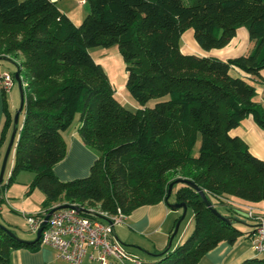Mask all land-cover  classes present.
<instances>
[{"label":"trees","instance_id":"1","mask_svg":"<svg viewBox=\"0 0 264 264\" xmlns=\"http://www.w3.org/2000/svg\"><path fill=\"white\" fill-rule=\"evenodd\" d=\"M83 1L86 15L74 25L49 0H0V59L15 66L22 89L7 184L18 172H31L28 192L42 193L41 212L75 205L82 216L101 221L85 207L126 216L163 201L174 180H186L219 216L194 189L174 184L170 196L190 210L192 231L141 264H197L217 244L241 235L227 202L264 206V161L229 134L248 116L264 130V106L254 101L247 81L264 69V58H257L264 44V0ZM239 27L252 43L242 56L223 61L180 52L187 28L207 50L224 46ZM112 44L125 62V87L139 106L134 111L114 99L87 52ZM230 69L241 76H231ZM150 99L161 100L146 107ZM2 114L0 148L12 124L4 98ZM76 114L77 137L96 158L86 177L62 182L52 167L65 156L62 134ZM5 229L0 227V264L8 263L11 250L38 245ZM241 264H264V257Z\"/></svg>","mask_w":264,"mask_h":264},{"label":"crops","instance_id":"2","mask_svg":"<svg viewBox=\"0 0 264 264\" xmlns=\"http://www.w3.org/2000/svg\"><path fill=\"white\" fill-rule=\"evenodd\" d=\"M52 2L61 13L69 18V20L74 25L80 23L83 17L86 15L87 8L83 0H52ZM236 32L237 31H235L234 36H236ZM184 54L194 53L186 52ZM5 61L9 62L8 60L0 59V73H8V70H5V66L3 65V62ZM263 70L264 69L259 71L257 77L252 76V80L247 81L252 86L253 83H257V85L259 86H264V79L260 78V76L262 77ZM12 88L13 85L7 93H2L0 90V128L3 121L2 102L4 96L9 95V102L7 100L6 102L9 103L10 106H12V101H14L15 99V92L10 96ZM254 89V101L259 104L264 103V97H257L256 87H254ZM240 123L245 126L246 130L241 131L237 126L235 127L236 129L234 128L235 131H233V133H230L231 130L229 131L230 135L237 136L245 143V145H249V140L252 138L255 141L256 145H258V143L259 145L264 144V133L257 128L256 124L253 122L250 116L241 120L239 124ZM65 135H62L66 147L65 156L62 160H60L52 167V173L59 181L62 182L86 177L88 175L90 166L96 158L93 152L79 141L76 134V128L68 133H65ZM5 144L6 143L1 145L0 152L1 149H4ZM1 155L2 152L0 153V158ZM27 192L28 186L25 194H27ZM7 194L8 190H6V188H2V191L0 192V213L2 211L1 206L3 204H6L8 206L10 205ZM10 194L13 195L12 190ZM24 203L25 200L23 199L21 206L25 211L24 214L31 213L29 215H32L37 213L35 212V209L25 207ZM168 203L171 204L174 202L168 201ZM257 209L264 210V206L263 208ZM180 212V210H171L170 208H168L164 201H161L154 205L135 208L125 216L124 220L121 223L113 225V235L121 245L123 250L129 255H131L141 263L151 262L155 259L154 257H152V255L162 252L167 247L169 237L171 235L175 222L179 218ZM188 219L189 223H191V215ZM248 227V230L241 231V235L233 243L230 244L227 242H221L210 249L199 258L197 264H239L240 262L242 263L243 261L252 259L254 257H264V255H255L251 251L250 235L252 233V228L250 226ZM179 228L180 227H178L176 235L171 239L169 247L176 245L180 240L184 238V234L182 233L183 229L179 230ZM91 254L92 252L87 249L79 264H94L93 261L89 259V256ZM7 264H66V262L57 257V254L54 250L45 246L37 245L31 247L30 249L20 248L11 250L9 252ZM107 264L116 263L109 260Z\"/></svg>","mask_w":264,"mask_h":264},{"label":"rangeland","instance_id":"3","mask_svg":"<svg viewBox=\"0 0 264 264\" xmlns=\"http://www.w3.org/2000/svg\"><path fill=\"white\" fill-rule=\"evenodd\" d=\"M236 31H237L236 36L232 37V39H230L224 46L220 48H211V49L205 50L203 48H200L196 44L192 36V30L190 28H187L183 31V33L181 34L179 38V42H178L179 49L181 52H184V53L192 52L201 57H214L217 59L220 58L222 60H227L228 58L242 56L250 50L252 43L248 39V34L245 28L239 27L237 28ZM87 52L89 56L91 57V59L96 64H98L101 70L103 71L109 86L113 90L114 99L122 107H124L125 109L129 111H134L137 108H139V106L130 97L125 87V81H126L125 62L123 61L122 56L119 53L116 44H112L107 47H100V46L90 47L87 49ZM215 56H218V57H215ZM257 58L258 59L264 58V44L258 50ZM3 65L5 66V70H8V74L12 76V74L15 72V66L12 63H9L6 61L3 62ZM229 74L231 76H236V75L241 76V74L238 73L234 69H230ZM260 78L264 79V70L262 71V77L260 76ZM19 79H21V75ZM12 85H13V88L11 89L10 96L13 95L14 92L16 93L15 99L14 101H12V106H10L9 103L6 102V100L9 102V95L4 96V100L6 102V105L8 106L9 112L13 116L14 111L17 109L18 104H19V91H18V87L15 81L12 82ZM253 86L256 87V96L264 97V86H259L257 85V83H253ZM160 100L161 99H150L147 101L145 106L152 107L155 102L160 101ZM261 105L264 106V103H261ZM21 120H22V116L19 115L18 125H20ZM77 120H78V114L74 116L71 125L69 126V128L67 129L65 133H68L74 130L75 128H77ZM257 128L264 133V130L260 129L258 126ZM235 129H232L230 133H233ZM238 129L241 131L246 130L245 126L242 123L238 125ZM65 133L63 132L62 135H65ZM198 142L199 140L197 138L196 143L194 145V149H193L194 154L197 151ZM5 146H4V149H1L2 155L0 158V163H1V159L3 156L4 150H5ZM247 150L251 152L254 156L264 161V144L259 145L258 143V145H256L255 141L252 138L249 140V145H247ZM12 153H13V147L11 148L8 154V157L6 158V162H5V166H4V170L2 174V181H1V187L6 188V190H8L7 197L9 198V201H10V205H9L10 207L6 204H3L1 206L2 211L0 213V225L3 227H7L9 230L14 232L17 239L23 242H32L35 238V233H31L27 230L25 220L21 216V213L25 212L21 206V203H22V200L24 199L25 207L35 209V212L39 213L42 211L41 202L43 200V195L40 191L36 189L30 192H27V194H25L27 190V186L33 177V174L31 172H26V171L18 172L15 175L12 182H10L7 185V178L10 173L11 162H12ZM11 190H12L13 195L10 194ZM209 200L213 202L211 198ZM168 201L172 202L173 196H170ZM232 203H236V202H232ZM214 207L219 212L223 211V209L218 205ZM252 207L257 209V207L255 206H252ZM85 208H87V210L91 212L98 213V210L96 209V207L86 206ZM190 213H191L190 210L186 211V215L184 219L181 221V224L179 225L180 227L179 230L183 229L182 233L184 234V238H186L192 231V222L189 223V219H188L191 215ZM232 217L235 221L233 223V227L235 228V230L239 231L240 233L243 230L244 231L248 230L249 228L248 226L255 225L253 220L246 219L242 217L241 215L233 213ZM239 264H241V262Z\"/></svg>","mask_w":264,"mask_h":264},{"label":"built area","instance_id":"4","mask_svg":"<svg viewBox=\"0 0 264 264\" xmlns=\"http://www.w3.org/2000/svg\"><path fill=\"white\" fill-rule=\"evenodd\" d=\"M52 2V0H49ZM13 78L8 73H0V90L7 93L11 88ZM230 203L235 214L253 220L255 225L250 235V249L255 255H264V216L262 210L250 205ZM65 209L53 211L46 219L37 239L39 246L54 250L57 257L66 264H79L86 250L92 254L89 259L94 264H107L112 261L116 264H141L140 261L123 250L113 235L112 227L121 223L125 215L118 209L113 215L98 212L104 219L93 220L82 216L79 206L70 205ZM83 210V209H82ZM88 213L91 212L87 210ZM45 213L27 215L21 213L27 230L35 233Z\"/></svg>","mask_w":264,"mask_h":264},{"label":"water","instance_id":"5","mask_svg":"<svg viewBox=\"0 0 264 264\" xmlns=\"http://www.w3.org/2000/svg\"><path fill=\"white\" fill-rule=\"evenodd\" d=\"M12 78H13V81L16 82L17 84V87H18V91H19V104H18V107L16 109V111L14 112L13 116H12V124H11V131H10V134H9V137H8V140H7V143H6V146H5V150H4V153H3V156H2V159H1V163H0V183H1V180H2V174H3V170H4V166H5V162H6V158L8 157V154L13 146V142H14V137L16 135V132H17V122H18V116H19V113L21 111V108H22V89H21V84H20V80H19V77H18V73L15 71L13 74H12ZM177 183H180V184H185L189 187H191L192 189L195 190V192L199 195L200 199L205 203L206 207H208L214 214L218 215L219 214L214 210V208H212L210 206V203L209 201L206 199V197L203 195V192L200 191L199 189H197L195 186H193L191 183H189L188 181L186 180H183V179H178V180H174L173 182L169 183L167 185V188H166V195H165V198H164V203L168 206V208H170L171 210H180V215H179V218L177 219V221L175 222L174 224V227H173V230L171 232V235L169 237V241H168V244H167V247L164 249H168L169 248V245H170V241L171 239L176 235L177 233V230H178V227L181 223V221L183 220L184 216H185V212H186V207L183 203H168V198L170 196V192H171V188L174 184H177ZM68 207H72L70 205H58L56 207H53L51 208L50 210H48L44 217L42 218V221L40 222L39 224V227L38 229L36 230L35 232V238L32 242H35L37 241L38 237H39V233L41 232L43 226H44V223L47 219V217L55 210H60V209H65V208H68ZM80 211H84L82 209H80ZM254 226V225H253ZM253 226H250L251 228ZM0 227L7 232V230L5 229V227L1 226ZM8 233V232H7ZM10 234V233H9ZM11 236H13L14 238H16L15 235L13 234H10ZM17 239V238H16ZM19 240V239H18ZM21 241V240H19ZM23 242V241H22ZM30 242V243H32ZM157 255H152V257H156Z\"/></svg>","mask_w":264,"mask_h":264}]
</instances>
